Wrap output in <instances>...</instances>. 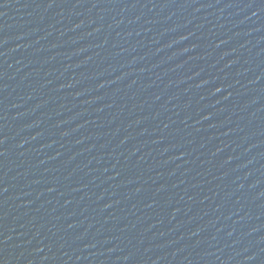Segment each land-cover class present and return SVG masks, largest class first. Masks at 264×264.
Wrapping results in <instances>:
<instances>
[{"label":"water","instance_id":"obj_1","mask_svg":"<svg viewBox=\"0 0 264 264\" xmlns=\"http://www.w3.org/2000/svg\"><path fill=\"white\" fill-rule=\"evenodd\" d=\"M0 264H264V0H0Z\"/></svg>","mask_w":264,"mask_h":264}]
</instances>
